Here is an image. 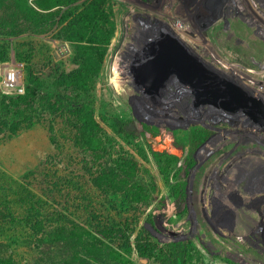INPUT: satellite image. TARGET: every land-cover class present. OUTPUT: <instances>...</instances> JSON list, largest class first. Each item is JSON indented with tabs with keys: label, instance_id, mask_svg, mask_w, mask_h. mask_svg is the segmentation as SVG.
I'll use <instances>...</instances> for the list:
<instances>
[{
	"label": "rangeland",
	"instance_id": "obj_1",
	"mask_svg": "<svg viewBox=\"0 0 264 264\" xmlns=\"http://www.w3.org/2000/svg\"><path fill=\"white\" fill-rule=\"evenodd\" d=\"M31 3L0 0V75L19 70L12 91L0 87V257L10 254L18 264H161V246L183 242V264H264L258 228L191 227L187 171L201 142L222 141L219 128L231 139L230 132L254 130L243 136L254 143L239 145L235 159L245 169L249 162L264 164V128L248 121L247 112L237 123L226 111L218 116L214 95L182 82L170 85L164 101L181 87L188 111L139 109L133 98L151 102L137 79L141 54L126 70L135 81L111 72L131 25L142 34L146 54L172 31L210 68L264 101V58L252 54L250 36L264 44V0H104L103 14L86 30L66 23L88 0ZM17 6L39 15L41 34L23 30L35 23L23 22ZM100 34L109 37L105 47L88 43ZM59 94L83 100L82 107L65 106ZM204 182L198 175L196 189ZM254 189V199L264 196V181ZM239 209L242 217L252 213L257 220L260 211L264 219V205ZM32 225L41 230L32 232ZM59 229L64 239L58 243ZM89 251L102 252L104 261Z\"/></svg>",
	"mask_w": 264,
	"mask_h": 264
},
{
	"label": "flooded vegetation",
	"instance_id": "obj_2",
	"mask_svg": "<svg viewBox=\"0 0 264 264\" xmlns=\"http://www.w3.org/2000/svg\"><path fill=\"white\" fill-rule=\"evenodd\" d=\"M168 74V78L162 80H160L158 76V90L153 93H148L145 96L146 99L151 100V102L149 101L148 104H146L144 102V97L133 98V100L136 101V104H138L139 109L142 107L143 111L151 115H155L158 110H165V112L168 114L170 113V115L173 113L172 111L181 110L186 112L189 110L190 105L183 104L181 101L184 94H180L179 97V93L181 92L178 93V91H181V87H179L177 89L178 91L174 94V98L177 100L172 99L171 102L175 100L172 103L164 101L165 96L170 95V85L183 82L180 77H178L175 70H169ZM229 83L237 90L244 92L249 99V102L238 98L237 95L232 99H228L230 101L216 99V114L220 116V113L226 111L227 114L232 116V123H237L239 122L238 117L240 116V112H247L244 117L247 118L248 121L257 123L264 128V101L259 97L253 96L235 82L229 80ZM143 106L145 107L144 109ZM149 107L154 110L153 113L149 111L150 109H147ZM250 132L254 133V130ZM251 133L248 134L247 132L246 134V132L243 133L242 131L236 130L234 133L230 132V134H233L231 139L230 136H228L229 132L226 129L219 128L217 135H219L220 140H222L218 143L219 145H214L213 143H216V141L211 143L210 139L207 138L208 140H204L205 143L201 142L194 151L192 158L190 159L191 164L187 168L191 179V182L189 183L191 189L189 222L193 229L196 230L198 226L204 224L214 230L216 227H221L231 231L236 225L242 223L243 227L254 226L258 228L261 234L260 239L264 242V219L261 218L260 211L257 220H254L251 216L252 213H248V216L243 217L242 214L239 213L242 212V209H239L241 206L244 208L243 211L246 212V210L251 211L259 205H264V196L255 199L253 198V192L256 190L254 189L255 185L264 181V164L258 162V165L255 166V162H249L247 166L248 168L246 167L247 169H245V164L241 166V163L237 162L235 159V155H237L236 149L239 145L250 142L254 143V140H243L244 134L252 136ZM206 144H208V146L210 145L211 148L207 149ZM212 147H217V150H213ZM200 149L205 150L204 154L206 157L204 156L203 159H200L202 157L198 153ZM211 160H214V162L212 161L213 166L205 169V165L209 164ZM198 175L202 176V181H205L203 184L204 187L199 190L195 187ZM199 179L200 178H198V181ZM242 180L243 183L241 182ZM240 192L242 194H247L248 198L243 200ZM238 209L240 211H238ZM191 231L192 230H190V233ZM180 239L184 241L187 238L184 237ZM262 242L261 244H264Z\"/></svg>",
	"mask_w": 264,
	"mask_h": 264
},
{
	"label": "water",
	"instance_id": "obj_3",
	"mask_svg": "<svg viewBox=\"0 0 264 264\" xmlns=\"http://www.w3.org/2000/svg\"><path fill=\"white\" fill-rule=\"evenodd\" d=\"M169 33L149 54L140 59L141 68L137 79L145 84L147 90L151 93L157 91L158 76L160 80L168 78V71L175 70L182 83L188 84L195 91L210 93L224 101H230L228 99L237 95L249 102L244 92L231 86L226 77L210 68L172 31Z\"/></svg>",
	"mask_w": 264,
	"mask_h": 264
},
{
	"label": "trees",
	"instance_id": "obj_4",
	"mask_svg": "<svg viewBox=\"0 0 264 264\" xmlns=\"http://www.w3.org/2000/svg\"><path fill=\"white\" fill-rule=\"evenodd\" d=\"M67 1V0H66ZM81 1V0H79ZM104 2V0H88V3H84L85 6H83V3L81 4V8H76L72 11V16L69 17L70 22L68 21L66 24L68 26H73L74 28H81L83 30H86L87 28H89L90 26L94 25L95 23V19L96 16H101L103 14V10H102V3ZM61 6V4H54L52 6V8L54 7H59ZM19 6H17V10ZM51 8V7H49ZM41 9V8H40ZM21 10V11H20ZM20 13H22V16L24 17L23 22H26L27 19H32L33 23H35V27L33 26V29L30 28L29 25H27L26 29H23L25 32L27 31H31L34 34H41L42 31L39 29L40 25L39 23H37V18H38V14H34L33 11H30L28 8H20ZM43 10V9H41ZM31 13V14H29ZM36 15V16H35ZM71 15V14H70ZM31 25V24H30ZM100 38H96L93 39L92 41L88 42L89 44H97L100 46L105 47L108 44L109 41V37H104L102 34L99 35ZM80 41L78 42H83L82 41V37L79 38ZM98 39V40H97ZM100 41V42H98ZM105 53V48H103L98 56L103 57ZM100 68L99 63L97 64V66L95 67V71H98ZM31 78V81L34 85L38 86L39 85V81L37 79V77L33 74V72H29L28 74ZM59 97L61 99V101H63V104L65 106L68 107H82V101L81 99H77L75 98V100H71L68 97H66L65 95H61L59 94ZM31 211L28 212V216L30 218H38V220L40 219L38 217V214L32 212L30 214ZM29 225V224H27ZM30 230L35 233H38L41 228H37V226L32 225L29 226ZM98 231V230H96ZM59 233H57V237H56V241L59 243L61 240L64 239V235H61L62 230L59 229L58 231ZM45 241V240H44ZM45 242L41 241V245L43 246ZM102 252H87L86 255L88 257H92L98 261H104V259L102 258L101 254ZM157 260L160 261L161 264H183L184 260H185V243L183 242H173V243H169L166 245H162L160 248V255L157 256ZM0 264H18V262H16L12 255H2V257H0ZM38 264V263H37Z\"/></svg>",
	"mask_w": 264,
	"mask_h": 264
},
{
	"label": "built area",
	"instance_id": "obj_5",
	"mask_svg": "<svg viewBox=\"0 0 264 264\" xmlns=\"http://www.w3.org/2000/svg\"><path fill=\"white\" fill-rule=\"evenodd\" d=\"M34 0H30L31 6L34 7V5L31 3ZM132 29H129V32L125 34L124 42H123V47L118 50L117 55H118V60L116 61V64L113 65L112 67V74L113 76L117 77V79H126L130 80L128 74L126 73L127 68L132 71V60L136 62V56H141L147 55L146 53L148 52L147 47L145 46L144 49L140 46V37L142 34L138 30L133 29V26L131 25ZM150 50V49H149ZM141 52V53H140ZM19 70H10V71H5L1 73L0 78V87L3 89V91L7 94V92L12 91L18 83V77H19ZM134 79L136 78L134 75L132 76ZM130 80L131 82L135 80ZM137 90V89H136ZM146 93H151L150 90H145ZM144 91H140V94L143 93ZM139 93V92H138ZM143 95V94H141ZM136 98H140V96H137ZM183 104H188L186 101H182ZM176 114L177 112L174 111Z\"/></svg>",
	"mask_w": 264,
	"mask_h": 264
},
{
	"label": "bare ground",
	"instance_id": "obj_6",
	"mask_svg": "<svg viewBox=\"0 0 264 264\" xmlns=\"http://www.w3.org/2000/svg\"><path fill=\"white\" fill-rule=\"evenodd\" d=\"M259 5V4H258ZM256 7V6H255ZM261 11V10H260ZM249 15V14H248ZM252 18V17H251ZM252 20V19H251ZM261 20V19H260ZM240 24V23H239ZM242 24V23H241ZM244 29V30H243ZM242 31H244V33H250L251 34V30L248 29L246 26L242 25ZM261 31V30H260ZM251 36V41L253 42V47H254V50L253 51V55L255 56H258V57H261V58H264V56H262V50H264V44H262V42H257L258 40L254 39V37ZM246 48H243V49H240V50H244ZM236 66V65H235ZM251 72V71H250ZM264 90V89H262ZM241 227V226H240Z\"/></svg>",
	"mask_w": 264,
	"mask_h": 264
}]
</instances>
